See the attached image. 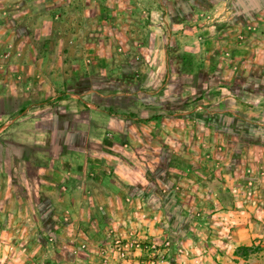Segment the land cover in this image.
Here are the masks:
<instances>
[{
    "label": "rangeland",
    "instance_id": "374dc122",
    "mask_svg": "<svg viewBox=\"0 0 264 264\" xmlns=\"http://www.w3.org/2000/svg\"><path fill=\"white\" fill-rule=\"evenodd\" d=\"M245 2L253 10L239 24L230 18L241 0H0V143L20 125L36 135V160L56 159L76 140L61 127L92 113L150 115L132 120L148 131L142 150L99 130L96 171L124 194L100 202L109 211L56 214L63 234L46 231L45 208L5 214L4 264H223L216 245L237 222L262 230L264 244V0ZM147 39L162 59L137 54ZM113 157L132 172L104 162ZM18 221L23 232H4Z\"/></svg>",
    "mask_w": 264,
    "mask_h": 264
},
{
    "label": "crops",
    "instance_id": "0c3cea01",
    "mask_svg": "<svg viewBox=\"0 0 264 264\" xmlns=\"http://www.w3.org/2000/svg\"><path fill=\"white\" fill-rule=\"evenodd\" d=\"M158 37L161 38V35ZM156 39L158 40V38ZM161 39L165 40V38ZM147 41H149V45L139 49L137 54H145V56L148 57V54L151 56L153 53L151 57L154 59L155 54L158 53V57L162 59V56L165 55H162L165 49L158 43L154 44L150 39H147ZM149 60L151 59L149 58ZM160 63H162V61H158L156 64L154 62H149V65H156L159 70ZM1 95H3V98L6 96L4 93ZM21 109L24 110L26 107H21ZM135 114H137V112H135L134 115ZM149 116L150 115L144 112H140L136 117L148 118ZM134 117L135 116H128L122 118L120 116L115 117L107 115L102 112L96 114L92 113L90 118H93V121L87 120L84 123L76 122L75 126L72 124L70 127H61V137L73 133L76 138V140L74 139L75 142L73 140L74 143L71 146L63 145V147H59L60 152L55 153L58 155L55 157L58 158L51 159L49 156V158L41 161L33 157V154L38 152L37 150H41V147L35 142V133H33V131L25 132L19 129L20 125L13 128V130L10 131L12 139L3 144L2 142L0 143V220L5 214L9 216L11 212H13L12 214L14 215L17 214L20 216L25 214V216H29L35 215L38 209L45 208L49 215V223L45 225L46 231L50 230V232H60L63 234L66 227L64 225L60 226L61 222H54L56 221L55 217H53L54 215L64 213L65 215L74 217H88L89 215H98L100 212L107 211V208L105 210L99 207L100 202L103 203L108 197L110 199H115L116 195L122 197L124 194L115 183L121 182L120 179L114 181L113 177L98 173L100 169L96 167L98 160L96 159L97 157L94 156V152L98 153L101 147L98 146L97 136L99 135L100 128L101 130H111L119 136L121 135V137L122 134L126 137L128 136L133 144H136L139 140L138 147L141 150L144 149L145 145L148 144V139L146 135L143 134H147L148 131L142 128H135L132 120H136L137 118ZM94 120H97V122H94ZM152 121L153 120L146 123L147 127L153 126ZM4 134L6 133L0 135V141L3 136H5ZM61 140H63V138H61ZM162 150L163 149L159 148L157 160L164 163L165 155L161 152ZM183 150L186 151V149L180 148L179 145L176 155L179 156V154H183ZM132 151L133 150L129 151L130 156H133ZM187 151L190 152L188 149ZM103 154L108 156L105 152H103ZM188 158L189 155L185 153L181 155L180 160L186 162ZM111 160V163L104 161L111 168H124V170L130 172H132L134 168L133 165H129L130 162L126 160L120 161L115 157ZM152 162L153 161H151V164ZM190 162L191 160H188L186 163L189 164ZM171 164L173 165L172 162ZM149 165V163H140L138 168L140 172L143 173L144 170H146V166ZM87 171H91L92 175H87ZM168 174L169 176L171 175L170 167L168 169ZM164 178L165 176L162 177V179ZM208 181V183H211L212 180ZM110 187L112 190H110ZM82 220H85V218H82ZM22 223V221H18L10 226L8 225V229L4 232H23V228L27 227H24ZM30 224L32 230H36L34 221ZM75 225H79L78 221ZM2 232L3 231H1V233ZM261 232L262 230L254 225H245L242 222L241 224L237 222L231 229V240L225 241L224 244L221 243V245H216V249L218 250L216 252L218 258L217 262L223 264H264V244L260 239ZM263 240L264 239H262V241ZM18 244L19 243L16 242V247H18ZM1 246L0 243V247ZM249 246L256 247L254 251H249V253L246 254V250ZM12 247L14 249L16 248L13 245ZM243 249L245 252H242ZM15 257L16 256L9 257L6 264H17ZM0 264H4L1 259Z\"/></svg>",
    "mask_w": 264,
    "mask_h": 264
},
{
    "label": "trees",
    "instance_id": "16d2710c",
    "mask_svg": "<svg viewBox=\"0 0 264 264\" xmlns=\"http://www.w3.org/2000/svg\"><path fill=\"white\" fill-rule=\"evenodd\" d=\"M232 1H234V0H232ZM241 1L244 3V5L238 6V7H235V5H234V7L231 8L232 14H231V18H230L231 21H233L235 23H239V24H243L245 22L246 16L248 14H251L250 12L253 10L251 7L252 6L251 4H247L245 2V0H241ZM250 16H252V15H250Z\"/></svg>",
    "mask_w": 264,
    "mask_h": 264
}]
</instances>
